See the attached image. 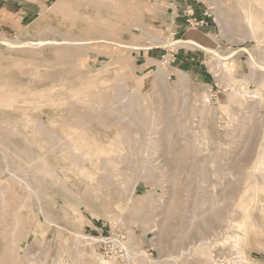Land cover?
<instances>
[{"label": "rangeland", "instance_id": "374dc122", "mask_svg": "<svg viewBox=\"0 0 264 264\" xmlns=\"http://www.w3.org/2000/svg\"><path fill=\"white\" fill-rule=\"evenodd\" d=\"M257 3L49 0L0 35V264H264Z\"/></svg>", "mask_w": 264, "mask_h": 264}, {"label": "crops", "instance_id": "0c3cea01", "mask_svg": "<svg viewBox=\"0 0 264 264\" xmlns=\"http://www.w3.org/2000/svg\"><path fill=\"white\" fill-rule=\"evenodd\" d=\"M48 1L49 0H0V35L14 30L17 31L22 27L26 28L28 26L26 23L32 21L35 14H40ZM177 3L179 2L176 1L174 5H165L163 12L167 13L170 9L172 10L171 13L175 12V9H179ZM184 3L188 6V2ZM180 10H182V7ZM168 15H164L161 19L155 17L152 22L160 20V25L165 28L169 23ZM175 28L177 30L178 27Z\"/></svg>", "mask_w": 264, "mask_h": 264}, {"label": "bare ground", "instance_id": "6f19581e", "mask_svg": "<svg viewBox=\"0 0 264 264\" xmlns=\"http://www.w3.org/2000/svg\"><path fill=\"white\" fill-rule=\"evenodd\" d=\"M249 1H255V2H258L259 4H262L263 6H262V8L264 7V0H249ZM212 3H213V1H212ZM257 3V4H258ZM250 4V3H249ZM248 4V7H243V12H244V14H245V20H246V23H247V25H248V27L250 28V31H251V33L253 34V38H256V40H258V41H261V37L262 36H260V33H262L263 31H264V16H263V14H260L259 12H255V11H253L252 10V8L250 7V5ZM253 4H254V2H253ZM242 5V4H241ZM238 6H240V5H238ZM242 6H245L244 4L242 5ZM259 6V5H258ZM261 8V7H260ZM49 9V8H48ZM264 9V8H263ZM244 20V21H245ZM46 22V21H45ZM62 34V33H61ZM96 36V35H95ZM61 37V36H60ZM62 37H64V36H62ZM5 40V43L8 45V46H16V47H18V46H21V45H38V46H46V45H53V44H55L56 42V40H50V41H47L46 39H42L41 40V42L40 41H38V42H31V41H20V40H13V39H9V38H6V39H4ZM3 40V41H4ZM73 40H76V42H77V39H73ZM73 40H71L72 42H73ZM264 40V39H263ZM65 41H67V39L65 40ZM81 41H82V39H81ZM69 42V41H68ZM85 42V41H84ZM78 43H80V41H79V39H78ZM175 43H181V44H184L183 42H181V41H176ZM86 44V43H85ZM82 45H84V44H82ZM84 47V46H83ZM230 55V54H229ZM264 65V64H263ZM262 65V66H263ZM258 68V67H257ZM160 75H162V77L165 75L164 73V71H161L160 70ZM256 74V73H255ZM252 79H253V77H252ZM252 81V80H251ZM249 83V82H248ZM257 84V83H256ZM245 97V96H244ZM167 99V98H166ZM124 101V100H123ZM127 101V100H126ZM173 103V102H172ZM256 104V103H255ZM257 106V105H256ZM253 108V107H252ZM254 109H255V107H254ZM204 113V112H203ZM123 114V113H122ZM243 120V119H242ZM42 123V122H41ZM31 124V123H30ZM40 124V123H39ZM254 124V123H253ZM37 126H39V125H37ZM40 127V126H39ZM42 127H43V125H42ZM253 127V126H252ZM40 129V128H39ZM253 129V128H252ZM44 130V129H43ZM185 130V129H184ZM36 131H38L37 129H36ZM47 131V130H46ZM251 131H253V130H251ZM52 133V132H51ZM54 133V132H53ZM156 133V132H155ZM254 137V136H253ZM129 138V137H128ZM251 138V137H250ZM62 139V138H61ZM113 139V138H112ZM115 140V139H114ZM128 140V139H127ZM164 142V141H163ZM264 142V141H263ZM263 142H261V143H263ZM125 143V142H124ZM115 144V143H114ZM150 144V143H149ZM6 145V144H5ZM73 145H74V143H73ZM261 145V144H260ZM61 146V145H60ZM115 146V145H114ZM17 147V146H16ZM76 148H77V146H75ZM7 149V148H6ZM63 149V148H62ZM103 150V149H102ZM10 151V150H9ZM105 151V150H104ZM263 152H262V154H261V156L259 157V159L256 161V163H257V165H258V167L260 166V165H264V148H263V150H262ZM71 154H72V152H71ZM25 156V155H24ZM68 156H69V153H68ZM251 156V155H250ZM69 158V157H68ZM242 158H244V157H242ZM39 159V158H38ZM70 159V158H69ZM29 160L30 159H28L27 161H28V163H31V162H29ZM37 160V159H36ZM104 160L106 161L107 159H105L104 158ZM109 160V159H108ZM39 161V160H38ZM180 161V160H179ZM81 165H83V164H81ZM80 166V165H79ZM46 167H47V165H46ZM261 167V166H260ZM259 167V168H260ZM257 168V167H256ZM258 168V169H259ZM262 169V168H261ZM264 170V169H263ZM9 171V170H8ZM14 171V170H13ZM17 172V171H16ZM83 176V175H82ZM86 176V175H85ZM170 177V176H169ZM44 178V177H43ZM104 179V178H103ZM101 181V180H100ZM27 184V183H26ZM28 185V184H27ZM173 186V185H172ZM29 187V186H28ZM30 188V187H29ZM173 188V187H172ZM32 189V188H31ZM246 190V189H245ZM178 196L176 195V194H174L173 196H172V201H173V206L174 205H178V206H180V203H179V199L177 198ZM32 198V197H31ZM159 199V198H158ZM148 201V200H147ZM149 202V201H148ZM168 202V201H167ZM172 203V202H171ZM1 205H2V203H1ZM169 207V206H168ZM41 208V207H40ZM7 209V208H6ZM42 209V208H41ZM206 211V210H205ZM3 212V211H2ZM13 212V211H12ZM204 214V213H203ZM205 215V214H204ZM219 216V215H218ZM177 217V216H176ZM168 218V217H167ZM215 218V217H214ZM6 219V218H5ZM185 219V218H184ZM190 219V218H189ZM212 219V218H211ZM246 219V218H245ZM217 220V219H216ZM17 221V220H16ZM213 221V220H212ZM23 222V221H22ZM214 223H215V221H214ZM16 224V223H15ZM17 224H19L18 223V221H17ZM17 224L15 225V227L17 226ZM218 224V223H217ZM213 225V224H212ZM215 226V225H214ZM218 226V225H217ZM216 226V227H217ZM17 227H19V225L17 226ZM20 228V227H19ZM22 228V227H21ZM20 228V229H21ZM219 228V227H218ZM17 228H15V230H16ZM205 229V228H204ZM227 229V228H226ZM3 230V229H2ZM6 230V229H5ZM21 231V230H20ZM12 232H13V230H12ZM22 233V232H21ZM20 235V234H19ZM199 235V234H198ZM2 236V235H1ZM239 237V236H238ZM206 239V238H205ZM17 240H18V236H17ZM17 240H15L16 242H17ZM193 240V239H192ZM19 241V240H18ZM194 242V241H193ZM202 242V241H201ZM204 242V241H203ZM183 244V243H182ZM15 246V245H14ZM194 247V246H193ZM210 247V246H209ZM174 248V247H173ZM172 248V249H173ZM178 248V247H177ZM26 249V248H25ZM16 250V249H15ZM183 250V249H182ZM6 251V250H5ZM13 252V251H12ZM163 253V252H162ZM187 253H189V252H187ZM238 253V252H237ZM183 254V253H182ZM219 254V253H218ZM217 254V255H218ZM27 257V256H26ZM217 257V256H216ZM12 258V257H11ZM173 259V258H172ZM171 259V260H172ZM179 259V258H178ZM170 260V259H169ZM174 260V259H173ZM210 260V259H209ZM214 260V259H213ZM214 262V261H213ZM217 262V261H216Z\"/></svg>", "mask_w": 264, "mask_h": 264}, {"label": "built area", "instance_id": "2783aa9c", "mask_svg": "<svg viewBox=\"0 0 264 264\" xmlns=\"http://www.w3.org/2000/svg\"><path fill=\"white\" fill-rule=\"evenodd\" d=\"M202 22H205V21H202ZM197 23H199V21Z\"/></svg>", "mask_w": 264, "mask_h": 264}]
</instances>
